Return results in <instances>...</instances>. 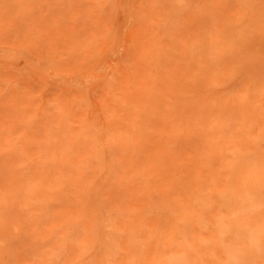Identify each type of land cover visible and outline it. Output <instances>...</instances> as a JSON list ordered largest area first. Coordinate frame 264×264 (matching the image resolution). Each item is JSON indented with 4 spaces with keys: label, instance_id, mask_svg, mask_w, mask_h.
I'll return each mask as SVG.
<instances>
[{
    "label": "rangeland",
    "instance_id": "obj_1",
    "mask_svg": "<svg viewBox=\"0 0 264 264\" xmlns=\"http://www.w3.org/2000/svg\"><path fill=\"white\" fill-rule=\"evenodd\" d=\"M0 264H264V0H0Z\"/></svg>",
    "mask_w": 264,
    "mask_h": 264
}]
</instances>
